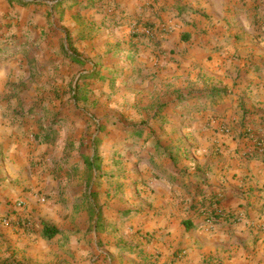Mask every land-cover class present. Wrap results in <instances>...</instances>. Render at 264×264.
Here are the masks:
<instances>
[{
  "label": "crops",
  "instance_id": "1",
  "mask_svg": "<svg viewBox=\"0 0 264 264\" xmlns=\"http://www.w3.org/2000/svg\"><path fill=\"white\" fill-rule=\"evenodd\" d=\"M111 2L124 18L110 42L125 36L137 42L139 33L129 36L134 24L140 32L148 25L162 28L153 39L139 40L142 67L172 68L174 60L182 61L185 75L209 85L202 98L216 104L197 125L187 122L184 146L192 152L182 159L152 155L135 175L123 152L120 178H107L113 185L102 189L95 185L98 155L80 160L76 178L82 185L74 197L56 185L62 171L50 167L41 186L32 180L33 188L51 196L43 206L40 240H59L44 251L62 264H264V0ZM12 6L18 14L35 10L34 4L0 0V13ZM95 20L100 23L99 16ZM49 132L52 140L56 131ZM85 161L91 176L84 173ZM33 193L23 195L28 210L37 202ZM62 198H72L65 225L56 215ZM9 207L0 204V212ZM208 212L218 219L213 225L205 222ZM45 225L58 234L46 239Z\"/></svg>",
  "mask_w": 264,
  "mask_h": 264
},
{
  "label": "rangeland",
  "instance_id": "2",
  "mask_svg": "<svg viewBox=\"0 0 264 264\" xmlns=\"http://www.w3.org/2000/svg\"><path fill=\"white\" fill-rule=\"evenodd\" d=\"M27 1L34 11L24 8L21 15L12 6L0 13V204L10 206L0 212V264H62L44 251L59 240H40L43 206L51 196L29 183L41 186L52 167L62 171L56 185L74 197L82 185L76 178L80 160L98 155L95 185L102 189L113 185L107 178H120L123 152L135 175L152 155L182 159L192 152L184 146L187 122L204 120L202 113L216 103L202 98L209 85L185 75L182 61L172 58V68L142 67L139 40L153 39L162 28L148 25L140 32L134 24L129 36L139 33L137 42L126 36L110 42L124 18L111 0ZM50 130L56 131L53 142ZM107 157L119 163H104ZM32 191L37 205L28 210L23 195ZM71 200L62 198V213L56 210L62 225ZM66 241L62 237V247Z\"/></svg>",
  "mask_w": 264,
  "mask_h": 264
},
{
  "label": "trees",
  "instance_id": "3",
  "mask_svg": "<svg viewBox=\"0 0 264 264\" xmlns=\"http://www.w3.org/2000/svg\"><path fill=\"white\" fill-rule=\"evenodd\" d=\"M9 2L11 4H18V5H29L30 4V2H28L27 0H9ZM72 58H73V61H75L76 63L78 64L82 63L81 59L77 55L74 54ZM58 232L59 231L56 228L51 227L49 225H45L44 227V237L46 239L53 238L54 236L58 234Z\"/></svg>",
  "mask_w": 264,
  "mask_h": 264
},
{
  "label": "built area",
  "instance_id": "4",
  "mask_svg": "<svg viewBox=\"0 0 264 264\" xmlns=\"http://www.w3.org/2000/svg\"><path fill=\"white\" fill-rule=\"evenodd\" d=\"M147 34H150V30H146L145 31ZM263 213H264V209H263ZM206 218H205V222L207 225H213L214 223L217 222V217L215 215H212L210 212H208L206 215Z\"/></svg>",
  "mask_w": 264,
  "mask_h": 264
}]
</instances>
